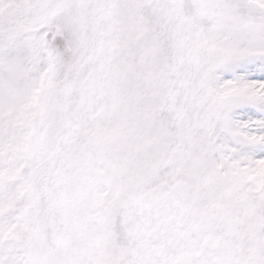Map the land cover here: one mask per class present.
Masks as SVG:
<instances>
[{"label": "snow or ice", "instance_id": "6c2138e0", "mask_svg": "<svg viewBox=\"0 0 264 264\" xmlns=\"http://www.w3.org/2000/svg\"><path fill=\"white\" fill-rule=\"evenodd\" d=\"M0 264H264V0H0Z\"/></svg>", "mask_w": 264, "mask_h": 264}]
</instances>
